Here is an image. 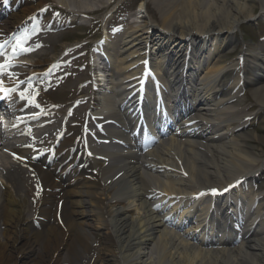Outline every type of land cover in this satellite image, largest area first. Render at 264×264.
<instances>
[{"label": "bare ground", "instance_id": "obj_1", "mask_svg": "<svg viewBox=\"0 0 264 264\" xmlns=\"http://www.w3.org/2000/svg\"><path fill=\"white\" fill-rule=\"evenodd\" d=\"M114 1L0 0V15H7L0 22V43L9 41L0 62L11 57L15 43L11 37L22 33H30L28 46L42 52L30 51L11 64L46 70L55 62L71 60L69 47L63 44L56 50L54 46L63 30L61 20L102 12ZM140 2L136 11L133 4L128 7L137 13L138 23L124 17L126 25L98 46L103 51L98 57L108 63L112 81L110 90L97 85L88 120L93 121L100 100L113 88L125 94L137 86L134 66L144 65L149 56L172 61L177 78L186 65V78L198 75L200 90L181 93L180 102L188 97L183 105L173 106V100L164 99L168 107L141 109V116L151 113L150 122L162 124L160 113L170 118L165 132L153 128L148 142L132 135L129 123L138 115L114 93L118 112L111 113L105 131L96 132L102 143L89 141L81 147L77 152L81 165L73 170L74 156L51 167L34 159L23 139L17 138L19 116L14 114L20 111L13 113L1 102L0 264H58L60 248L67 261L79 258L80 249L90 247L89 231L97 228L104 237L102 254L95 258L99 264L106 259L110 264H264V192L242 190L261 173L264 134L245 131L252 115L239 97L243 89L249 90L264 112V54L258 58L254 46L241 43L237 36L243 22L264 19V0ZM56 14L60 20L53 17ZM156 16L158 22L152 19ZM237 46L240 51L231 61L218 55ZM35 71L20 72L25 76ZM24 76L0 79V83L9 89ZM25 107H31L27 98L16 109ZM39 116L28 112L22 118L39 125L43 122ZM84 129L77 130L75 137L85 136ZM24 166L33 171L41 187L42 203L32 219L25 194L18 192L20 178L27 175ZM214 188L224 196L242 195L253 202L240 215L241 229L226 223L215 228L203 214L196 224H189L188 206L204 205ZM231 231L236 232L234 240L229 238ZM37 242L44 252L32 257Z\"/></svg>", "mask_w": 264, "mask_h": 264}, {"label": "rangeland", "instance_id": "obj_2", "mask_svg": "<svg viewBox=\"0 0 264 264\" xmlns=\"http://www.w3.org/2000/svg\"><path fill=\"white\" fill-rule=\"evenodd\" d=\"M141 0H116L107 11H102L99 13L88 14L86 16H79L74 19L69 15L65 17V20L62 21L63 30L57 34V37L54 40V46L56 50L60 48L61 45L65 44L67 47L72 48L70 54L72 57L75 56L70 62L66 65L59 66L58 72H47L45 74H41V70L43 67H34L37 72H40V75L36 76L37 86H41L47 83L44 87L47 88L50 84V88L39 90L40 97L33 102L35 107L42 108L43 101L52 102L51 104L62 105L61 109H55L56 112H59V115H54L47 122V126L39 130V133L35 134L37 136L42 135V142L36 143V150L30 151L31 153L37 154L40 151H43L41 155L43 158L48 157L46 154H51L56 142L53 137L57 136L58 130L60 127H63V116L66 115L65 123L68 124L66 126L65 138H68L67 135L69 129L77 130V128L84 123L86 120V113L90 105V99L87 97L90 92V83H88L85 71L87 61L82 55L83 49H86V52L90 55L92 53L93 48H97L98 43H100L104 36L100 37V31L104 27H107L109 34L122 27L125 22H122L121 19L125 16H128L125 11L126 7L128 8L131 4L133 7L141 8ZM118 6V7H117ZM55 8V7H53ZM116 15V16H114ZM56 20H60L59 15H55ZM6 19V14L0 15V22ZM154 21L158 22V16L152 18ZM139 17L133 16L130 18V21H135L137 24ZM124 23V24H123ZM92 24V25H91ZM91 25V26H89ZM263 19H259L257 22L248 23L243 22L240 25L239 31H237V36L241 39V43H248L245 40L246 36L251 37L255 40L258 35L262 32ZM98 40V41H97ZM249 44V43H248ZM170 46V43L167 46ZM230 50H222L218 55L224 56L226 59L230 57ZM240 48L236 49L238 52ZM48 53L51 52V47H47L45 49ZM36 52L41 53L42 49L36 50ZM26 68L25 70H27ZM29 70V69H28ZM62 76V77H61ZM50 80V81H48ZM31 85L34 86V83L30 81ZM240 99L242 100L241 106L245 108L246 112L252 115V118L249 120V125L245 129V131L251 133H259L264 134V112L259 110L258 106L255 104V100L251 94V92L247 89L243 90L239 94ZM44 108H42L43 110ZM52 139V141H51ZM65 140V139H64ZM62 144L63 138L61 139ZM45 145L43 148L42 146ZM264 146V145H263ZM264 151V147H263ZM50 162V161H49ZM51 163V162H50ZM260 167V175L255 178L251 185L249 186V190L255 193L264 192V156L261 159ZM23 170L27 175H24L19 180L18 192L21 195L25 194V203L27 206V214L32 215L37 208L41 205L42 195H41V187L39 181L36 179L35 174L28 166H24ZM32 219V217H31ZM90 247L88 249L83 248L80 249L79 258H70L69 261L66 260L64 251H59L58 260L56 263L58 264H99L100 261L96 260V256L101 253V247L104 243V237L100 231V229H91L90 231ZM37 252H44V247L41 242H37L34 244L33 251L31 256ZM102 254V253H101ZM101 256V255H99ZM101 259V258H100ZM104 259V258H103ZM106 259V258H105ZM105 260L104 264H110V262Z\"/></svg>", "mask_w": 264, "mask_h": 264}, {"label": "snow or ice", "instance_id": "obj_3", "mask_svg": "<svg viewBox=\"0 0 264 264\" xmlns=\"http://www.w3.org/2000/svg\"><path fill=\"white\" fill-rule=\"evenodd\" d=\"M31 34L30 33H22L19 35H13L11 37L12 41H15V43L12 45V54L11 57L6 60L5 64H0V73H2L6 68L12 67L11 60L17 58L21 55H26L30 51H34L33 48L28 46V40L30 39ZM9 41H4L3 43H0V55L4 54V48L5 45L8 44ZM31 86V85H30ZM216 190H213L215 192Z\"/></svg>", "mask_w": 264, "mask_h": 264}]
</instances>
